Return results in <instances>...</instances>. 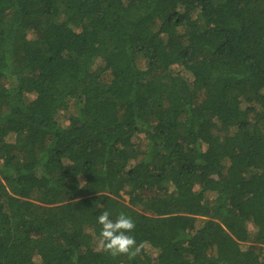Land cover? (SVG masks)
<instances>
[{
  "label": "trees",
  "instance_id": "obj_1",
  "mask_svg": "<svg viewBox=\"0 0 264 264\" xmlns=\"http://www.w3.org/2000/svg\"><path fill=\"white\" fill-rule=\"evenodd\" d=\"M0 264H264V0H0Z\"/></svg>",
  "mask_w": 264,
  "mask_h": 264
},
{
  "label": "clouds",
  "instance_id": "obj_2",
  "mask_svg": "<svg viewBox=\"0 0 264 264\" xmlns=\"http://www.w3.org/2000/svg\"><path fill=\"white\" fill-rule=\"evenodd\" d=\"M101 226L99 243L102 250L113 258L126 256L134 260L145 249L147 242L137 243L131 233L135 230L134 220L127 214L121 212L115 220L111 218L109 211L102 212L97 217Z\"/></svg>",
  "mask_w": 264,
  "mask_h": 264
},
{
  "label": "rangeland",
  "instance_id": "obj_3",
  "mask_svg": "<svg viewBox=\"0 0 264 264\" xmlns=\"http://www.w3.org/2000/svg\"><path fill=\"white\" fill-rule=\"evenodd\" d=\"M59 120L62 122L64 126H67L69 124V114H65L63 111H60L59 113Z\"/></svg>",
  "mask_w": 264,
  "mask_h": 264
}]
</instances>
